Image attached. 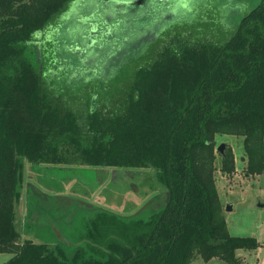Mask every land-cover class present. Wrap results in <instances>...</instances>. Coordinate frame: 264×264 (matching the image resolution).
I'll return each mask as SVG.
<instances>
[{
	"label": "trees",
	"instance_id": "16d2710c",
	"mask_svg": "<svg viewBox=\"0 0 264 264\" xmlns=\"http://www.w3.org/2000/svg\"><path fill=\"white\" fill-rule=\"evenodd\" d=\"M70 1L0 0V253L12 254L2 264H239L235 250L259 245L227 233L215 135L241 136L245 173L264 172V0L236 17L224 42L173 37L120 99L87 95L79 105L63 100L29 57L34 34ZM220 154V171L230 174L232 154ZM25 160L72 176L81 165L151 168L164 205L143 216L93 214L61 260L47 243H18Z\"/></svg>",
	"mask_w": 264,
	"mask_h": 264
},
{
	"label": "rangeland",
	"instance_id": "374dc122",
	"mask_svg": "<svg viewBox=\"0 0 264 264\" xmlns=\"http://www.w3.org/2000/svg\"><path fill=\"white\" fill-rule=\"evenodd\" d=\"M179 1L71 0L34 34L29 57L63 100L77 104L87 95L120 99L137 69L153 63L171 38L224 42L235 27L232 10L238 8L242 15L259 0ZM104 31L106 38L101 37ZM241 140V136L215 135L214 178L227 233L254 237L259 245L235 250L234 257L239 264H264V172L245 173ZM221 143L233 157L230 174L220 171L221 154L216 148ZM77 167L72 176L65 166L24 161L22 189L14 204L18 243L26 239L47 243L61 260H69L93 214L104 211L127 217L142 212L143 216L164 205L166 191L151 168ZM226 203L231 210L223 209ZM11 256L0 253V264ZM191 264L227 263L195 257Z\"/></svg>",
	"mask_w": 264,
	"mask_h": 264
},
{
	"label": "water",
	"instance_id": "95a60500",
	"mask_svg": "<svg viewBox=\"0 0 264 264\" xmlns=\"http://www.w3.org/2000/svg\"><path fill=\"white\" fill-rule=\"evenodd\" d=\"M115 1H117V2H119V3H121V4H132V3H138V2H140L141 0H133V1H119V0H115ZM224 148H225V144H224V143H221V144H219V145L217 146L216 150H217L218 152H220V153L223 154V152H224ZM223 209L226 210V211H227V210H231V206L228 205V204L226 203V204H224Z\"/></svg>",
	"mask_w": 264,
	"mask_h": 264
},
{
	"label": "flooded vegetation",
	"instance_id": "af4514ba",
	"mask_svg": "<svg viewBox=\"0 0 264 264\" xmlns=\"http://www.w3.org/2000/svg\"><path fill=\"white\" fill-rule=\"evenodd\" d=\"M177 1H179V0H177ZM179 2H180V1H179ZM183 3H184V2H183ZM182 5H183V4H182ZM179 6H180V4H179ZM234 8H235V7H234ZM232 12H234L233 14H234L236 17L239 16L238 8L232 10ZM114 24H116V23H114ZM133 30H134V29H131V33H132V34H130V36H132V35L135 34V32L133 33ZM106 31H107V30H106ZM106 31H104V35H105V36H103V35L101 36V35H100L102 38H106V35H107ZM100 34H101V33H100ZM100 36H99L98 38H100ZM107 37H108V36H107ZM98 38H97V40H99ZM126 39H128V38H124V41H125ZM97 40H96V42H97ZM126 41H127V40H126ZM122 43H124V42H122ZM95 69H96V68H95Z\"/></svg>",
	"mask_w": 264,
	"mask_h": 264
}]
</instances>
